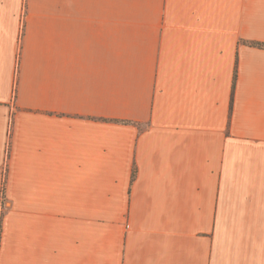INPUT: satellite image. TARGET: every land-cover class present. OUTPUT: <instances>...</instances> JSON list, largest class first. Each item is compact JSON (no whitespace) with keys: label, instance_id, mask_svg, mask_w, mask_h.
Listing matches in <instances>:
<instances>
[{"label":"crops","instance_id":"1","mask_svg":"<svg viewBox=\"0 0 264 264\" xmlns=\"http://www.w3.org/2000/svg\"><path fill=\"white\" fill-rule=\"evenodd\" d=\"M264 0H0V264H264Z\"/></svg>","mask_w":264,"mask_h":264},{"label":"trees","instance_id":"2","mask_svg":"<svg viewBox=\"0 0 264 264\" xmlns=\"http://www.w3.org/2000/svg\"><path fill=\"white\" fill-rule=\"evenodd\" d=\"M254 44L257 46H264V44H261V43H254Z\"/></svg>","mask_w":264,"mask_h":264}]
</instances>
